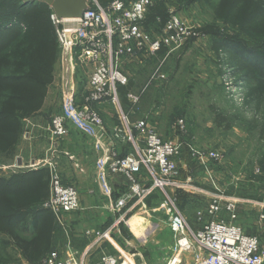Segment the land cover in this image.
I'll use <instances>...</instances> for the list:
<instances>
[{"label": "rangeland", "instance_id": "rangeland-1", "mask_svg": "<svg viewBox=\"0 0 264 264\" xmlns=\"http://www.w3.org/2000/svg\"><path fill=\"white\" fill-rule=\"evenodd\" d=\"M36 10L46 11L41 5L28 6L27 21L19 23L32 24ZM171 13L179 16L189 35L175 50L144 53L125 62L130 90L140 98L134 106L121 91L117 99L85 104L90 65L74 62L66 78L67 65L54 27L48 41L41 43L21 40L20 24L0 29V110L7 109L0 120V184L26 166L36 165L46 175L37 173L24 184L26 193L46 195L41 202L11 205L18 212L0 217V264H43L48 252L64 249L53 244L52 234L59 227L46 207L50 171L45 163L28 159L31 153L42 154L43 143L30 148L25 134L30 130L28 117L40 112L50 124L53 115H66L71 101L95 110L103 120L102 128L74 120L79 130L92 135V159L85 168L91 177L108 173L109 139L116 129L134 138L132 122L156 120L158 135L175 140L180 148L177 171L169 181L183 188H165L167 195L177 197L179 209L190 201L189 209L202 215L207 214L211 196L222 197L223 206L227 199L235 200V217L223 208L217 218L257 236L264 251V0H153L143 28L159 37L162 20ZM14 51L28 58L30 65L16 59L11 63ZM66 86H72L70 92ZM68 129L67 120L64 137ZM205 150L218 157L201 156ZM132 151L131 140L119 142V156ZM67 185L77 189L80 201L78 187ZM164 190L146 199L144 217L158 212L153 209L165 199ZM4 195L10 204L11 191Z\"/></svg>", "mask_w": 264, "mask_h": 264}, {"label": "built area", "instance_id": "built-area-1", "mask_svg": "<svg viewBox=\"0 0 264 264\" xmlns=\"http://www.w3.org/2000/svg\"><path fill=\"white\" fill-rule=\"evenodd\" d=\"M151 6L153 0H110L106 3L87 0L86 9L72 19L61 18L51 10L50 19L61 46L62 58L67 65L66 78L67 70L72 71L74 62L90 65L87 91L83 96L85 104L117 99L118 87L129 83L124 70L128 60L144 53L154 55L162 49L175 50L185 43L189 33L177 14L171 13L162 22V34L159 37H152L143 28V21ZM66 87V91L70 92L72 86ZM126 99L132 106L140 100L139 95L132 90L126 93ZM69 118L88 126L103 127V120L95 110L79 107L71 101L66 106V115L55 114L51 117L49 131L52 146H56L66 136ZM131 127L135 132L134 138L116 129L109 139L112 148L107 172L124 177L128 183L126 191L115 203L117 223L127 219L135 206H144L146 199L156 190L183 188L177 182L169 181L177 171V157L180 153L177 142L161 138L147 119L136 120ZM126 140H131L133 151L119 156L114 148L115 141ZM199 154L218 157L216 152L207 150ZM143 171L146 173L145 179L140 175ZM164 193L165 199L153 211H164L173 234L171 255L165 264H264V251L260 248L257 236L246 234L237 224L217 218L223 208L234 218L235 200L227 199L223 206L222 197L211 196L206 207L210 219L200 228H193L180 212L176 204L177 197L167 195L165 190ZM46 207L61 225L63 214L74 212L80 207L77 189L64 184L53 168L50 170V192ZM198 216H202V213L198 212ZM86 233L97 242L107 239L111 230H88ZM101 262L119 263L112 255H104ZM43 264L84 262L83 256L78 255L69 245L64 251L48 252Z\"/></svg>", "mask_w": 264, "mask_h": 264}, {"label": "crops", "instance_id": "crops-1", "mask_svg": "<svg viewBox=\"0 0 264 264\" xmlns=\"http://www.w3.org/2000/svg\"><path fill=\"white\" fill-rule=\"evenodd\" d=\"M129 61L131 60L127 62ZM67 120L68 136L61 138L56 146H52L50 124L45 121V116L38 112L26 119V126L30 129L25 134L26 144L31 148L39 147L41 142L43 143L42 154L31 153L28 157L29 162L38 160V163H45L49 171L53 168L59 173L64 184H74L80 190V207L74 212L63 214V225L55 221V225L59 227L55 234H52L55 247L58 249L64 247L62 249L64 251L70 245L73 251L83 256L84 264H103L101 260L104 255L116 257L118 264L165 263L171 254L174 241L164 211L158 210L148 218L144 217L146 212L143 211L147 208L137 205L128 214L127 219L117 223L115 220L118 211L115 203L126 191L127 180L109 173L91 177V170L86 171L85 168L90 165L92 159V135L79 130L74 118ZM147 120L158 130L156 120L152 121L149 118ZM119 142L115 141L116 152ZM78 163L84 164V167L78 166ZM26 167V170L37 168L36 165ZM140 175L146 178L145 171ZM189 204L190 201L184 202L180 209L193 228L210 219L208 214L198 216L197 212H192ZM108 228L111 230L109 237L97 242L93 236L86 233L88 230Z\"/></svg>", "mask_w": 264, "mask_h": 264}, {"label": "trees", "instance_id": "trees-1", "mask_svg": "<svg viewBox=\"0 0 264 264\" xmlns=\"http://www.w3.org/2000/svg\"><path fill=\"white\" fill-rule=\"evenodd\" d=\"M102 2H106L105 0H102ZM33 4L41 5L46 9L44 10H36L32 13V24H25L22 22L20 24V20H24L28 18L27 12H25V8L28 6H31ZM51 8L42 2L39 1H34V2H29V3H22L20 0H0V29H9L12 28V26H20L23 27V32L18 35V37L25 41V42H46L49 39L50 32H53V24L50 19V13H51ZM169 16V15H168ZM168 16L162 20L164 22ZM156 19V17L154 18ZM5 24L10 25L8 28H4ZM19 26V27H20ZM55 32V30H54ZM165 49H162L159 52L164 51ZM158 52V53H159ZM11 63L15 61V59L23 64L30 65V60L23 55L13 52V56L10 57ZM2 66H0V71H1ZM2 73V72H0ZM129 84V83H128ZM118 90L121 91L123 94L124 92H128L130 90V86H120L118 87ZM7 109L2 108L0 110V120L2 119L3 116H6ZM42 171L41 169L39 170H22L19 171L18 173H14L12 176H10L8 179L5 181H2L0 184V196L3 197L0 200V217H10L17 213L13 206L11 205H17V204H30V203H39L45 197L46 195H41L40 193L36 192H31L30 194L26 193L25 191V186L24 184L26 183L27 180H29L32 176L36 175L37 173L39 174L40 177L45 178V174L42 175L40 173ZM5 189V190H4ZM7 190L11 191L12 193V198H10V204L4 200L5 198V192ZM4 192V194H3ZM26 193V194H25ZM45 194H47V191H45ZM148 200V199H147ZM146 200V201H147ZM53 220L55 222L54 216L52 214ZM36 224V221L33 222Z\"/></svg>", "mask_w": 264, "mask_h": 264}, {"label": "water", "instance_id": "water-1", "mask_svg": "<svg viewBox=\"0 0 264 264\" xmlns=\"http://www.w3.org/2000/svg\"><path fill=\"white\" fill-rule=\"evenodd\" d=\"M26 4L39 1L47 4L52 11L61 18L72 19L78 17L87 7V0H20Z\"/></svg>", "mask_w": 264, "mask_h": 264}]
</instances>
